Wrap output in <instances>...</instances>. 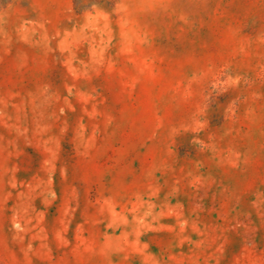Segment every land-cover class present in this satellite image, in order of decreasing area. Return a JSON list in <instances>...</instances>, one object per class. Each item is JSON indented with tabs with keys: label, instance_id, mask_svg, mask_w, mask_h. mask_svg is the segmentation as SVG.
Wrapping results in <instances>:
<instances>
[{
	"label": "rangeland",
	"instance_id": "obj_1",
	"mask_svg": "<svg viewBox=\"0 0 264 264\" xmlns=\"http://www.w3.org/2000/svg\"><path fill=\"white\" fill-rule=\"evenodd\" d=\"M0 264H264V0H0Z\"/></svg>",
	"mask_w": 264,
	"mask_h": 264
}]
</instances>
